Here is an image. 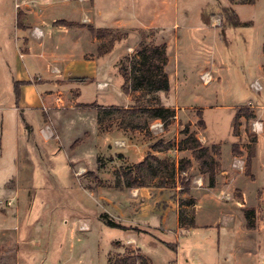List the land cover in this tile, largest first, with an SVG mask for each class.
I'll use <instances>...</instances> for the list:
<instances>
[{
	"label": "rangeland",
	"instance_id": "rangeland-1",
	"mask_svg": "<svg viewBox=\"0 0 264 264\" xmlns=\"http://www.w3.org/2000/svg\"><path fill=\"white\" fill-rule=\"evenodd\" d=\"M14 1L0 0V122H4L0 136V234L6 233L10 240L2 246L0 236V264H15L17 259V264H111L117 254L123 257L132 252L140 256L138 249L150 259V264H198L194 251H204L206 259L212 260L219 237L222 243L223 234L237 223L229 219L232 213L240 214L242 192V203L248 206L255 205L254 196L258 199L264 193L261 188L256 194L264 184V132L257 134L253 130L255 122L261 123L264 130V73L257 71L264 62V0L232 7L245 23L239 27L221 24L218 5L228 6L227 0H94L95 8L90 0H32L37 16L59 20L54 22L57 26L75 25L63 19H79L83 10L93 9L92 14L86 15L94 17V25L92 20L78 25L90 36L89 27L121 23V29L111 31L118 40L105 52L107 55L93 65L75 58L70 70L73 75L97 74L95 82L74 79L79 83L75 85L61 79L66 63L58 55L66 45L58 44L57 39L47 38L43 47L34 39L30 53L36 56L19 57L23 53L19 48L21 32L15 24L13 5H22L23 1ZM176 1L179 10L174 14ZM165 2L169 6L164 11ZM15 9L23 25L24 11L21 7ZM184 9L186 15L181 11ZM175 22L179 28L173 30ZM200 22L207 26L202 27L203 31L197 28ZM148 24L152 25L142 28ZM109 39H101L103 50L109 48ZM78 42V51H87V59L99 57L97 46L83 38ZM161 45L167 56L164 73L168 90L139 91L131 80L124 90L120 68L133 77L130 63L137 64L138 52L147 46ZM21 67L32 75L24 106L15 102L14 90L20 86L15 80ZM55 67L59 74L51 72ZM205 71L212 76L207 84L200 79ZM45 79L56 81L49 86ZM254 81L262 86L260 92L249 87ZM96 83L107 86L98 90ZM44 91L49 92L41 105L38 95ZM70 92L77 103L69 99ZM56 98L61 99L57 104ZM99 106L107 110L98 111ZM115 108H171L175 117L162 128L158 125L161 122L146 111L132 116ZM244 110L252 117L242 115ZM238 114L240 127L233 133ZM200 115L204 127L200 126ZM44 122L46 131L53 132L47 140L39 133ZM184 127L203 145L220 149L223 165L219 164L215 179L219 192L206 189L207 175L201 173L191 152L180 153L177 149L179 153H175L177 143L185 137L181 133ZM161 137L169 140L163 145L164 152L157 155L162 160L175 164L176 160L191 159V167L184 175L189 188L181 200L189 202L194 192L196 222L208 227L185 226L178 230L175 214L169 212L165 222L168 230L163 233L147 227L149 224L159 228L158 218L144 216L131 223L138 249L121 245L126 241V231L110 227L104 218L123 224L115 217L117 212L111 203L124 206L132 202L139 206V201H135L136 195L131 198L123 185L122 189L116 188V180L125 181L124 171L154 152L151 146ZM133 140L139 148L132 146ZM233 145L239 152L234 158ZM255 146V176L250 171L246 175V157ZM161 173H144L141 182L156 186L164 178L170 190L163 194L175 206L176 197L186 192L184 186L177 181V190H171L173 181L166 172ZM183 210L191 216L194 209ZM82 224L88 227L86 231L80 230ZM203 236L209 238L207 244L202 250H194L195 242Z\"/></svg>",
	"mask_w": 264,
	"mask_h": 264
},
{
	"label": "crops",
	"instance_id": "crops-1",
	"mask_svg": "<svg viewBox=\"0 0 264 264\" xmlns=\"http://www.w3.org/2000/svg\"><path fill=\"white\" fill-rule=\"evenodd\" d=\"M22 1H23L22 5L19 4V6L21 7V10L24 11V14H25L24 18L25 19H24L23 28L19 30L21 32L20 47L19 48L23 52L22 54H19V57H20V55H22L21 58H24L25 56L26 57L36 56L35 54L30 53L31 48H32V40L35 41L37 39L36 41H39V44H41V46L43 47V45L45 44V40H47V38H48V40H52V41L53 40L56 41L55 39H57L56 42L58 44H65L66 45L65 51H63L62 53H60L58 55L66 63L65 74L61 77V79H63V83H64V80H67V82L65 81V84H70V85L79 84V83L75 82L74 79H77L79 81V79H81V78H85V80L89 79L90 81L95 82V78H97L96 73L93 76L88 77V76H76V75H73L72 72H70V70H72L71 65L74 63L73 61L75 60L76 57H78V59H80L82 64H87V63H90L89 61H91L92 65H93V62L95 60L101 59L103 56L107 55V54H105L103 56L94 57L93 59H87L86 58V54L88 53L87 51L85 53H83V51L81 53L78 51V50H80L79 48L81 46V45H79V42H78L79 38H81V39L83 38V40L85 39L87 42H90L91 45H93V47H95V48H96V46L98 48L102 43L101 40H98L97 38H95V37L93 38L92 36L86 34V32H84L85 28L78 26V25L84 24L86 21L91 22V20L93 21V25H94V17L92 15H86V14H92L91 11L93 9L88 10V12L83 10L82 12L84 15H83V17H81L79 19H75V18L63 19L64 21L75 24V25H69V27H64V26H57L54 24V22L59 21V20L52 21L50 19H44V17L39 18L37 16V12L35 11V8L32 5V0H22ZM84 1L89 2V0H76L74 2H84ZM90 1L93 2V4H91L92 8H95L94 0H90ZM14 2H16V0ZM254 2H255V0H254ZM236 5H239V4H237V3L232 4L231 7H234ZM168 6H169L168 3L165 2L162 9L165 11ZM178 7H179L178 2L176 1L175 5H174V10H173L174 14L178 13V10H179ZM13 10H14L13 15H14L15 24H16L17 11H16L14 5H13ZM181 11L185 15L188 13L185 11V9H184V11L183 10H181ZM200 13L198 15H200ZM42 14H45V13L42 11ZM97 15H100V13L98 12ZM120 24H121L120 22H118V23L116 22V24L113 23V25H107L104 28H97V29H108L110 31L119 30L122 28V25H120ZM151 25L152 24H148L147 26H142V28L144 29V28H147L148 26H151ZM175 27H177V29L179 28L178 22L174 23L173 30H176ZM202 27H207V26L203 25L200 22L197 25V28L200 31H203ZM34 28H39L42 31V37L41 38L38 39L37 37H35L33 35L32 31ZM94 28H95V26H94ZM55 30H61L64 32H59V34H61V35L54 34ZM214 31H216V29ZM212 33H215V32H212ZM59 39H61V41ZM212 39L214 40V37ZM261 57L264 59V44L262 47V56ZM263 64H264V62L260 63V65L257 66V71L264 73V70H263L264 65ZM54 71L55 72L58 71L57 74H59V72H60V70L57 69L56 67H55V69L51 70V72L55 73ZM205 72H207V71H205ZM30 74L31 73H29L25 69L23 71L22 67L19 68L18 71L16 72L15 82L20 83V86L18 89L19 98L17 100L18 106H20V105L24 106L25 103H23V102L26 101L25 96L27 97V95H28V94H26L27 90L30 89L32 86V78H31L32 75H30ZM71 79L73 82L71 81ZM45 81L49 82V86H50V85H52L53 81H56V80L45 79ZM98 84H101V83H96V88L98 90H102L103 87L98 88ZM71 90L72 89H70V91ZM48 92L49 91H44L43 95H38L39 101L41 102V105L44 103V100H47V97H44V96H45V93H48ZM69 99L72 102L77 100V98L74 100V96H72L71 92H70ZM15 102H16V99H15ZM54 102H55V99H54ZM76 103H77V101H76ZM103 107L99 106L97 108L98 111L106 109ZM97 122H101V120L98 119ZM3 124H4V122H0V136L2 135L1 133L4 130ZM43 125H45V122L43 123ZM45 127H46V125L44 127L40 126L39 127V133L47 140V139L51 138V136H53V132L52 131L51 132L46 131ZM238 127H240V125ZM260 131H261L260 133L263 134L264 130H263L262 125H261ZM52 138H57V137H52ZM158 141H161L164 145L169 140H167V141L162 140V137H161L160 140H158ZM257 141H258V138L256 140V146H257ZM135 142H136V140H133L132 146H136V148H139L138 147L139 145H136ZM256 146H255V150H254V157L252 158L251 165H250V173L254 176H255V172L253 170V162L255 161L256 154H257ZM219 151H220V149H219ZM163 152H164L163 150L162 151H154V152L149 153V154L158 158L159 156H157V155H160ZM177 152L178 151H177V147H176L175 153L178 154L179 152L178 153ZM181 152L182 151H180V153ZM175 157L177 158L178 155H176ZM234 157L235 156H233V158ZM158 159L162 160L163 158L159 157ZM189 160H191V159H189ZM220 160H221V152H220V159L218 160V162H219V164L223 165L220 162ZM141 161H142V159L138 160L136 162V164L140 163ZM178 161L176 160V163H175L176 181L172 185L171 190H174V189L177 190L176 185H177ZM240 175L244 176L243 174H240ZM217 176L218 175H216L215 179L217 178ZM252 181H255V179ZM263 185L260 186L256 190V194H257L258 190H260L261 188L264 189ZM120 189H122V188H120ZM179 189H180V187H179ZM206 189L211 190V192L216 193L219 188H218L217 183L215 182V186L213 188H209L207 186ZM123 190L125 192H127L131 198L136 195V199H138V200H135V201H139V202H137L139 204V206H134V204H132V202L131 203L128 202V204L124 205V206L111 203V205L113 204L112 205L113 210L115 212H117V215H115V217H117V219L124 221L123 224H121V223H119V224L122 227L127 228V230H124L127 233L126 241L124 242V244H121V245L131 246V247L137 248L136 247V239L132 233L134 230L133 224H131V223L135 222V220H137L139 218H144V216H147L146 218H148V219L158 218L159 228H156V227L152 228V227H150L149 224L147 227L151 228V229H155V230L158 229L164 233V232H166V230H168L165 222H166V218H167V215L169 214V212L170 213L172 212L173 214H175L176 226H177V229L180 230L181 227H180L179 221H178L179 210H183L184 208L192 207L194 209L193 213L191 216H188V217H192V219H193V222H194L193 228H206V227H208V225H200L196 222V214L195 213H196V207H197V200L193 195L194 192H192V195H190L192 197V200H193L192 205L191 206L181 205V207H180L179 202L181 201V199H184L183 197L185 196V194L182 193L181 196L176 197V199H175L176 204L174 206V203L172 204L171 201H167V198H165V196L163 194L166 190H170L168 188H158V187L153 186V185H147V186L138 187V188H126ZM219 191H220V189H219ZM98 192L100 193L101 190L98 189ZM242 197H243V201L240 202V204H242V205L239 206V209L237 208L240 214H238V216H237V215L233 214L231 211H229L230 213H232V214H230L229 221L231 222V221L237 220V223L235 225H233L232 227H230L227 230V232H225L223 234L222 243H220V237H219V240L217 242V248L213 249L212 260L206 259V254L203 253L204 251L200 252V253H197L196 251L192 252L193 256H195V259L198 261V264H264V193L258 199H257V196H254L255 197L254 198L255 205H253V206L244 205L242 203V202H245L243 192H242ZM212 201H214V200H212ZM218 203L220 204L219 201H218ZM249 207H251V208L255 207V209H254V211H255V218H254L255 227L253 229H247L246 228V219L244 218V215L242 212L243 209L249 208ZM259 208H261V210ZM226 212H228V211H226ZM136 229H137V227H135V230ZM207 232L208 231H206V233ZM0 236H1V234H0ZM176 236H177V233H176ZM208 239L209 238H207V236H203L200 241L195 242V244H194L195 249L194 250H196V248H197V250L204 248V246L207 244ZM1 240H2V242H1L2 246H6L4 243H6V242L8 243L10 241L9 236L6 233L2 234ZM138 251H139L140 256H142L146 260L147 264H150V259L146 255H144L140 251V249H138ZM16 261L17 262H15V264H17L19 260L17 259Z\"/></svg>",
	"mask_w": 264,
	"mask_h": 264
},
{
	"label": "trees",
	"instance_id": "trees-1",
	"mask_svg": "<svg viewBox=\"0 0 264 264\" xmlns=\"http://www.w3.org/2000/svg\"><path fill=\"white\" fill-rule=\"evenodd\" d=\"M229 5L228 6H219V15H220V21L223 26L226 27H239L244 25L245 23H242L233 8L231 7L232 4H241V5H252L254 3V0H227ZM203 13V12H202ZM22 17L19 13H17L16 16V27L18 29H22ZM204 24L207 23V21H203ZM60 26L69 27L67 23L65 24H59ZM89 33L92 34L95 38L98 40H101L102 38L110 37L108 40V49L103 50L102 44L97 49L98 56H103L109 52L113 46V44L118 40L114 35H112V32L108 29H93L88 28ZM105 53V54H104ZM167 64V56L164 45L161 46H147L142 48L138 52L137 57V64L135 61L130 63V66L134 70V76L129 77L127 74L126 69L120 68L121 76L124 79V90H127V84L131 80L133 83V88L138 89L139 91L143 92H150V93H157L161 91H167L168 90V81L167 77L164 73V68ZM79 81H85V78L79 79ZM15 99L18 100L19 98V92L18 89L15 87ZM107 110V109H103ZM110 110V108L108 109ZM119 112L123 113H129L132 116H135L136 114L142 113L146 111L152 119L159 120L162 124V128L167 127L169 125V119H172L174 116V110L171 108H147V109H140V108H128V109H114ZM241 114H238L233 122V133L238 128V118ZM246 118H251L252 114L248 110H244L243 114ZM201 118V115L199 116ZM200 126L204 127V122L202 118L199 120ZM181 133L185 136L181 141L177 143V149L179 151H189L191 152L192 158L199 164V168L202 174L207 175V181H208V187L213 188L215 186V177L217 175V171L219 168V158H220V151L216 150V147H209L203 145L196 137L195 135L190 132L188 127H184V129L181 131ZM163 143L161 141L157 142L156 145H153L151 147L154 151H162L163 150ZM232 154L236 157L239 155L238 149L235 145L231 148ZM254 157L253 149H251L248 152V155L246 157L245 162V174L248 175L250 171V165L251 160ZM218 159V160H217ZM191 167V161L189 159L187 160H180L178 161L177 166V181H180L181 185L184 186L187 193L189 188V182L188 179L184 176L186 175L188 169ZM160 172L167 173L168 178L173 181L171 185H173L176 181V172H175V164H168L165 160H159L153 155L148 154L140 163L135 164L132 168L128 169L127 171H124V177L125 181H121L120 178L116 180V188H121L123 185L125 188H138L147 186L142 181L141 177L144 173L151 174V173H158ZM166 180V178H165ZM168 181V180H167ZM167 183L164 182V178H161L160 182L156 185L158 188H167ZM182 186V187H183ZM172 187V186H171ZM193 203V200L190 199L189 202H184L181 200L179 202V206H191ZM244 218L246 219V228L247 229H253L255 227V211L252 208L243 209L242 210ZM105 223L109 225L110 227H116L123 230H127V228L122 227L120 224L115 223L114 221H111L110 219L104 218ZM178 221L180 227L185 226H194V222L192 217H188L185 214L184 210H179L178 213ZM140 262L142 264H147L146 260L142 256H134L132 252H128L125 256L121 257L119 254L111 260V264H136V262Z\"/></svg>",
	"mask_w": 264,
	"mask_h": 264
},
{
	"label": "built area",
	"instance_id": "built-area-1",
	"mask_svg": "<svg viewBox=\"0 0 264 264\" xmlns=\"http://www.w3.org/2000/svg\"><path fill=\"white\" fill-rule=\"evenodd\" d=\"M16 8H19V4H16L15 5ZM33 35L35 37H37L38 39L42 37V31L39 29V28H34L33 31H32ZM20 57H22V55H20ZM200 79L202 80V82L204 84H207L209 83L210 81H212V76L210 75V73L206 72V73H203L201 76H200ZM105 85H101V84H98V88H102L104 87ZM250 87L255 91V92H260L261 89H262V86L259 84V82L257 81H254L253 83H251ZM56 103H59L61 101L60 98H56L55 99ZM159 126H162V124H158ZM253 130L258 133L260 132L261 130V123L259 122H255L253 124ZM88 229V227L85 225V224H82L80 226V230L82 231H86ZM136 264H142L140 262H137Z\"/></svg>",
	"mask_w": 264,
	"mask_h": 264
},
{
	"label": "bare ground",
	"instance_id": "bare-ground-1",
	"mask_svg": "<svg viewBox=\"0 0 264 264\" xmlns=\"http://www.w3.org/2000/svg\"><path fill=\"white\" fill-rule=\"evenodd\" d=\"M84 170V169H83Z\"/></svg>",
	"mask_w": 264,
	"mask_h": 264
}]
</instances>
